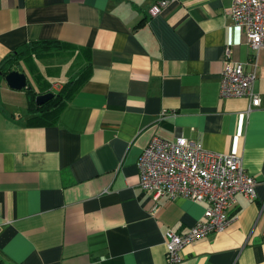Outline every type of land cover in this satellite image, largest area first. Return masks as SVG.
Returning <instances> with one entry per match:
<instances>
[{"label": "crops", "instance_id": "1", "mask_svg": "<svg viewBox=\"0 0 264 264\" xmlns=\"http://www.w3.org/2000/svg\"><path fill=\"white\" fill-rule=\"evenodd\" d=\"M155 1L0 0V264H167L164 233L185 235L206 205L140 189L153 137L235 154L257 181L181 264H264V47H227L231 0H178L151 18ZM228 61L255 74L259 107L220 97ZM11 71L30 88L10 89ZM29 91H63L55 120L36 123Z\"/></svg>", "mask_w": 264, "mask_h": 264}, {"label": "built area", "instance_id": "2", "mask_svg": "<svg viewBox=\"0 0 264 264\" xmlns=\"http://www.w3.org/2000/svg\"><path fill=\"white\" fill-rule=\"evenodd\" d=\"M231 1L233 24L227 28V47L241 44L242 37L251 49L264 47V0ZM178 2L156 0L147 13L155 18ZM254 81V73H246L242 64L228 61L221 75L220 97H245L250 100V107L257 108L260 98L253 91ZM137 168L138 185L149 193L153 203L165 197L206 205L203 220L188 233L178 235L170 229L164 233L167 264H181L180 252L187 245L227 229L232 221L229 210L236 194L248 200L255 198L257 181L246 173L241 157L205 151L200 144L183 137L172 141L153 137L143 149Z\"/></svg>", "mask_w": 264, "mask_h": 264}, {"label": "trees", "instance_id": "3", "mask_svg": "<svg viewBox=\"0 0 264 264\" xmlns=\"http://www.w3.org/2000/svg\"><path fill=\"white\" fill-rule=\"evenodd\" d=\"M45 43H33L29 46L30 51H32L34 54H42L45 55V53H42L43 50H45L44 47H41ZM49 44V42H48ZM44 52V51H43ZM18 58H15L10 61V63L16 64L18 61ZM63 91L55 94L52 99H50L46 104L41 106H36L34 103V94H32V91H29L30 94V100H29V111L30 113H35L38 116H36V123H47L48 121H53L57 118L58 113L60 112L61 108L63 107V104L61 103L63 97L61 96Z\"/></svg>", "mask_w": 264, "mask_h": 264}, {"label": "water", "instance_id": "4", "mask_svg": "<svg viewBox=\"0 0 264 264\" xmlns=\"http://www.w3.org/2000/svg\"><path fill=\"white\" fill-rule=\"evenodd\" d=\"M4 80L8 87L12 90L21 91L23 89H29L30 85L28 84V81L26 79V76L23 73H20L18 71H11L7 73L4 77ZM52 93H46L42 95H37L35 97V103L37 105H43L47 101L53 98Z\"/></svg>", "mask_w": 264, "mask_h": 264}, {"label": "rangeland", "instance_id": "5", "mask_svg": "<svg viewBox=\"0 0 264 264\" xmlns=\"http://www.w3.org/2000/svg\"><path fill=\"white\" fill-rule=\"evenodd\" d=\"M55 60V59H54ZM50 62H52V60H49ZM54 63H56L55 61H54Z\"/></svg>", "mask_w": 264, "mask_h": 264}]
</instances>
